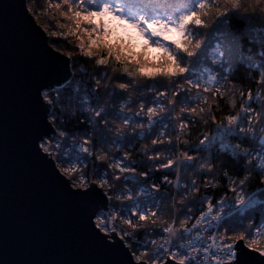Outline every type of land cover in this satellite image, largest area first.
<instances>
[{"label":"snow or ice","instance_id":"6c2138e0","mask_svg":"<svg viewBox=\"0 0 264 264\" xmlns=\"http://www.w3.org/2000/svg\"><path fill=\"white\" fill-rule=\"evenodd\" d=\"M261 3L264 0H199L197 10L180 12L173 0H56L55 3L49 0L50 7L57 10L58 15L66 22L58 21L57 28L60 31L51 33L52 37L58 39L45 40L46 45H52V48L46 47V53L52 62L60 65V71L44 78L36 86L34 103L41 119L32 135V151L38 160L54 170L57 182L69 197L79 203L84 201L91 205L86 213L93 237L104 245L121 248L126 256L124 264H254V249L248 245L260 240L259 237H264V188L246 194L244 186L250 184L253 173L264 175V122L260 112L250 104H241L244 123H241L239 114H227L217 122L215 113L210 110V119L216 125V132L199 139L197 151L203 147L210 149L218 145L220 151L228 152L233 159L238 160L239 154H244L246 159L242 178L237 179H232V174L228 171H214V163L200 165L208 173L222 175L223 179L229 181L227 190L239 194L234 199L224 196L215 200V203L213 197H202L206 208L199 211L190 228L187 226L188 216L184 215L185 219L180 221L179 229L174 227L173 219L172 224L160 221L163 227L157 232V226L152 225H156V220L162 215L159 202L154 200L152 206L142 207L137 202V194L131 188L122 187L119 182L122 179L127 182L130 177L138 175L140 179L135 182L142 183L154 170L173 167L179 176V157L170 154L164 156V150L157 147L173 144V137L166 131L167 123L155 135L151 130L157 123L171 119L178 124L182 133L187 124L181 119V114L198 115L199 106H187L180 99L182 94L196 90V96L203 98L204 103H208L210 98L216 103L217 98L225 95L220 87L222 82H217L216 75L209 74L203 83L202 78L188 75L192 58L203 45V41L193 38L191 29L206 28L209 21L231 9H239L245 13L255 12ZM30 8H33L32 3L26 5L23 0L19 6V14L32 31L44 37V33L32 24L29 14L35 9L30 11ZM260 11L264 12V8H260ZM68 37L75 38L78 55L94 61L96 65V70L87 74V79H77V72H83L84 69L77 68L80 61L73 58L71 51H65L66 45L59 42V38ZM140 41H143L142 45ZM259 42L257 39V43ZM138 47L141 51H136ZM152 50L159 55L153 57ZM217 51L219 55L214 62L218 63L223 59L224 53L219 49ZM243 55L241 49V57ZM158 78L167 81L163 91L144 83ZM254 83L264 86V71L258 74ZM185 84L188 85L187 88ZM81 86L95 97L97 105L86 109L89 113L86 117L78 115L79 110L73 107V97L66 95L70 87L74 94L79 93ZM130 88H147L154 93V103L145 110L142 102L138 112L121 115L125 109L131 112L132 97L128 93ZM241 95L246 96L248 101L253 99L251 89ZM125 96L128 99L120 104L119 112L113 115L115 99ZM162 100L168 101L167 106ZM177 103L184 106L179 109L180 116H173ZM141 113L145 115L141 116ZM117 119L119 123H116ZM145 120L153 147L148 149L145 145L143 155L149 161H160L163 156V162L150 165L147 171L138 172L133 164L128 163L130 153L125 152L118 157L109 156V149L104 145L116 144L121 138L127 140L136 134L137 129L143 132ZM114 123L116 127H113ZM85 124L92 131L80 130L79 126ZM180 133L174 138L177 148L183 142ZM232 137H236L235 144L229 142ZM244 139L257 145L258 150L254 152L256 163L247 158L246 154L252 147L242 145L240 141ZM184 156L189 160L196 158L188 152H184ZM89 169L92 170L91 174ZM66 176L71 178L64 179ZM162 180L170 183L167 175ZM75 183L83 187L74 188ZM179 183L177 179V186ZM209 186L212 185L205 180V190ZM159 191V185H146L140 189L139 195L154 197ZM192 191L199 193L200 189L195 187ZM114 200L121 203L117 205ZM172 201V210L180 214L182 208L176 207L175 197H172ZM179 203L182 204L183 201ZM152 207L156 210H151ZM257 207L260 211L258 222L255 215ZM191 211L192 208L188 206L187 212ZM235 214L239 215L241 222L234 225L231 231L224 228L221 232L226 217H233ZM117 219L123 220L133 232L117 228ZM245 219L252 220L253 223L246 226L243 223ZM141 228L144 229L143 235L152 237L143 243L139 241L141 232L135 231ZM210 229L211 235L205 239L202 232H210ZM193 232L195 236L187 239ZM157 239L163 242L158 244ZM260 264H264V259L260 260Z\"/></svg>","mask_w":264,"mask_h":264},{"label":"trees","instance_id":"16d2710c","mask_svg":"<svg viewBox=\"0 0 264 264\" xmlns=\"http://www.w3.org/2000/svg\"><path fill=\"white\" fill-rule=\"evenodd\" d=\"M32 3L33 8L30 11H35L32 13L38 23L50 34V39H58L51 36L53 31H60L57 28V22L65 23L63 17L58 15L57 10L52 9L49 4V0H27V4ZM55 3L56 0H51ZM162 2H171V0H162ZM174 3L178 5L180 12L194 11L197 10V4L199 0H173ZM260 8H264V3H261L255 12H243L239 9H231L224 15L213 18L209 21L206 28L204 27H193L191 29V35L195 40L203 41V45L198 49L197 54L192 58L191 69L189 76L192 78L200 77L201 82L207 79L209 74H214L217 76V82H222L220 87L225 91L223 98H217V102L213 103L212 99H209L208 103H204L203 98L196 96V90H192L189 93L182 94L181 100L185 101L189 107H198V115L190 116L189 114H181L183 117L181 119L187 124V127L180 133L178 124L167 119L163 122L157 123L152 131V134H157L160 130H163V125L167 123L168 127L166 129L167 133L173 137L172 145H162L157 146L164 150L163 155L178 156L179 164V175L181 189L177 190L174 186L177 174L175 167L169 169H161L159 171H153L152 175L144 180L142 183H136L139 180V176L130 177L127 182L123 179L119 182L122 187L131 188L134 193L137 194V202L142 207H150L153 205L154 200L159 202V209L162 213L156 220V231H160V221H167L172 224L173 219H175L174 227L180 228V221L185 219L184 215L188 216L187 226L190 228L195 222V218L198 216L199 211L202 208H206V204L202 201V197H213L215 200L221 199L224 196L234 199L235 195L239 193H232L228 191L229 181L223 179L222 175H215V172L208 173L205 169H202L200 165L207 166L210 163L215 164L214 171L222 173L224 171L230 172L232 174V179L242 178L243 167L245 164L246 156L244 154L238 155V160L233 159L228 152L220 151L218 145L212 146L210 149L207 147L200 148L197 151L196 144L199 139L203 138L204 135L212 136L216 132V125L210 119V110L215 113L217 122L224 119L227 114H239L241 116V123L245 122L244 114L241 112V104H250L252 108L260 112L262 117V122H264V86H260L254 83L255 79L258 78V74L264 71V12L260 11ZM179 12H177V15ZM127 38V37H126ZM257 39L260 40L257 43ZM59 42L66 45L65 51H71L73 53V58L78 59L80 63L77 68H83V72H77V79L83 77L87 79V74L93 73L96 70V65L94 61H89L87 58L78 55L79 50L75 47L76 41L74 37H68L67 39L59 38ZM135 42V41H133ZM143 44L140 43V45ZM217 49L223 51L224 56L220 62H214L215 58L219 55ZM241 49L243 51V56L241 57ZM153 57L159 55L155 50L151 51ZM225 78H228L226 81ZM76 81H74V84ZM145 84H150L154 88L163 91L164 84L167 81L158 78L155 81H145ZM173 87L175 85L173 84ZM188 85L185 84V88ZM251 89L253 93V99L248 101L246 96L241 95V93H246ZM171 91L172 89H168ZM129 95L132 97L130 102L131 112H127L125 109L124 113L121 115H133L140 109V104L143 102L145 105V110L148 106H152L154 103V93L149 92L147 88L142 89H132L128 90ZM67 96L73 97V107L78 109V115L83 114L85 117L89 115L86 109L90 107H96V99L91 96L90 93L86 92L83 86L79 93H73L70 87ZM256 97H259L257 99ZM108 100V97H104ZM128 97L124 98L117 97L115 99V108L113 109V115L119 112L120 104L127 100ZM111 103L112 101L109 100ZM166 106L168 104L167 100H162ZM184 106L181 103L175 105V112L173 116H180L179 109ZM141 113V116H144ZM119 123V120H116ZM117 125L114 123L113 127ZM80 130L92 131V129L87 125H80ZM73 130H76L75 128ZM125 131H128L127 129ZM180 133V139L183 142L177 148L175 142V136ZM259 135V133H258ZM111 137V134H110ZM150 136L148 135L147 123L145 120V130L141 132L137 129L135 135L128 137L127 140L121 138L117 140L116 144H105L104 147L109 149V156H121L123 153L127 152L131 154L128 163L133 164L138 170L147 171L150 165L155 163L163 162V156L160 161H149L147 156L143 155L145 150V145L148 149L153 146L150 143ZM235 144L236 137H232L229 141ZM242 145H249L252 150L246 155L247 158L252 159L253 163H256L254 157V152L257 151V145L250 140L244 139L240 141ZM71 143V141H69ZM183 150V151H181ZM184 152L191 153L195 155V159L189 160L184 156ZM151 154V153H149ZM134 162V163H133ZM95 171V170H93ZM255 171L254 169L252 170ZM90 174L92 170L89 169ZM167 175L170 183H164L162 177ZM207 175V176H205ZM71 178V177H70ZM195 180V183L193 181ZM210 182V185L205 190L204 181ZM78 186L79 183H75ZM156 184L160 186V191L155 193L154 197L150 195H139L140 189L146 185ZM186 185V187H184ZM195 187H199V193L192 191ZM264 188V175H259L253 173L251 175L250 184L244 186V193H249L253 190ZM151 191V189H150ZM172 197H175L176 207L182 208L181 213L178 214L172 210ZM183 203H179L180 201ZM230 202V201H229ZM119 205L120 201H115ZM192 208L191 212H187V207ZM118 210V209H117ZM151 210H156L154 207ZM115 211V209H114ZM257 222L259 221L260 211L257 207L255 213ZM116 222H123V220L117 219ZM240 217L235 214L233 217H226L224 220L221 232L224 228H228L230 231L234 225L240 223ZM124 223V222H123ZM243 223L248 226L253 223L252 220H243ZM128 227V226H127ZM120 229H125L126 227L120 226ZM126 228L125 230H127ZM133 232L132 229H128ZM135 231L141 232L139 235V241L143 243L146 240H150L152 237L143 235L144 229H136ZM255 231V230H254ZM255 243L249 244L250 248H253L261 253H264V237H259ZM131 242V238L129 240ZM161 242L157 239V243ZM247 243V241H246ZM151 248L152 246L149 245Z\"/></svg>","mask_w":264,"mask_h":264},{"label":"water","instance_id":"95a60500","mask_svg":"<svg viewBox=\"0 0 264 264\" xmlns=\"http://www.w3.org/2000/svg\"><path fill=\"white\" fill-rule=\"evenodd\" d=\"M22 2L0 0V264H124L121 248L93 237L86 213L91 205L69 197L54 170L33 154L41 119L36 86L60 65L48 57L50 37L35 16L29 14L44 37L20 16ZM261 255L254 249V264Z\"/></svg>","mask_w":264,"mask_h":264},{"label":"rangeland","instance_id":"374dc122","mask_svg":"<svg viewBox=\"0 0 264 264\" xmlns=\"http://www.w3.org/2000/svg\"><path fill=\"white\" fill-rule=\"evenodd\" d=\"M45 31H46V30H45ZM46 32H47V31H46ZM47 34H48V36L50 37V34H49L48 32H47ZM139 43H142V41H140ZM136 51H141V48L138 47V48L136 49ZM68 178L70 179V177H68ZM73 187H74V188H78V187H83V186H78V185L74 184ZM115 226H116L117 228H119L120 226H123V227L128 228L127 225H126L125 223H123V222H122V223H121V222L118 223V222L115 221ZM126 228H125V229H126ZM128 229H129V228H128ZM128 229H127V231H129ZM129 232H131V231H129ZM263 254H264V253H263Z\"/></svg>","mask_w":264,"mask_h":264},{"label":"built area","instance_id":"2783aa9c","mask_svg":"<svg viewBox=\"0 0 264 264\" xmlns=\"http://www.w3.org/2000/svg\"><path fill=\"white\" fill-rule=\"evenodd\" d=\"M206 227V226H205ZM222 227V226H221ZM221 230V229H220ZM197 231H199V229H197ZM210 232H202V236L205 238V239H207V237L208 236H210L211 235V229L209 230ZM193 236H195V232H193L192 234H191V236H189V237H186L187 239H190V238H192ZM163 241H161L160 243H162ZM180 242H183V241H177V243H180Z\"/></svg>","mask_w":264,"mask_h":264}]
</instances>
